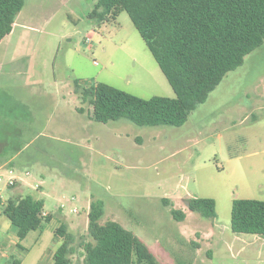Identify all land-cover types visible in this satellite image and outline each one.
<instances>
[{
  "label": "rangeland",
  "instance_id": "1",
  "mask_svg": "<svg viewBox=\"0 0 264 264\" xmlns=\"http://www.w3.org/2000/svg\"><path fill=\"white\" fill-rule=\"evenodd\" d=\"M97 1L26 0L0 43V142L16 163V174L0 164V187L6 199H44L51 215L20 240L0 211L10 264H50L61 225L75 237L77 264L96 199L105 204L100 222L133 231L159 264H264V237L231 228L234 199L264 200V43L181 126L97 122L77 86L176 96L126 11L94 26L88 14ZM191 197L215 199L217 216L191 211ZM173 207L186 219L177 221Z\"/></svg>",
  "mask_w": 264,
  "mask_h": 264
},
{
  "label": "trees",
  "instance_id": "2",
  "mask_svg": "<svg viewBox=\"0 0 264 264\" xmlns=\"http://www.w3.org/2000/svg\"><path fill=\"white\" fill-rule=\"evenodd\" d=\"M26 0H0V43L14 28ZM126 11L161 67L176 96L142 98L98 83L77 92L92 105V119L108 123L126 118L139 126H181L228 72L264 43V0H98L88 18L96 28ZM75 22L73 16L69 15ZM0 142V164L15 169L14 156L5 157ZM18 147L17 151H20ZM188 208L204 218L217 216L215 199L191 197ZM1 211L16 229L20 240L51 220L45 215L44 199L32 194L9 197ZM177 221L186 219L173 207ZM105 204L91 201L88 239L80 244L82 259L77 264H159L155 254L133 231L116 220L101 223ZM231 228L237 234L264 237V200L234 199ZM64 240L55 250L53 264H73L75 237L66 225L55 232ZM13 264H21L14 258Z\"/></svg>",
  "mask_w": 264,
  "mask_h": 264
},
{
  "label": "crops",
  "instance_id": "3",
  "mask_svg": "<svg viewBox=\"0 0 264 264\" xmlns=\"http://www.w3.org/2000/svg\"><path fill=\"white\" fill-rule=\"evenodd\" d=\"M16 26V22H15V24H14V27ZM13 30H14V28H13ZM80 112L82 113L83 111H82V108L80 109ZM89 119L90 120H93L92 119V113H90L89 114ZM90 204H91V202L89 201V210H90ZM63 207L61 206V207H59L58 209L59 210H61ZM73 211L74 212H78V210L77 209H73ZM45 213H49V212H47V211H45ZM89 213V212H88ZM57 235V234H56ZM253 235H255V234H253ZM57 236H59V235H57ZM255 236H259V235H255ZM263 237V236H262ZM4 238H6V237H4V236H0V261H2L3 263H5L6 262V264H10L11 262H10V259H9V257H12L13 256V254L9 251V248H8V246H1V243H2V241L4 240ZM60 239H62L61 240V242L58 244V246L62 243V241L64 240V238L60 235ZM260 245H263V244H260ZM259 245V246H260ZM58 246H55L54 248H53V253H52V261H51V263L50 264H53V255H54V252H55V250L58 248ZM48 250H50V249H47V251ZM46 253V252H45ZM45 253H44V255H43V258H45ZM21 262V261H20ZM2 264V263H1Z\"/></svg>",
  "mask_w": 264,
  "mask_h": 264
},
{
  "label": "built area",
  "instance_id": "4",
  "mask_svg": "<svg viewBox=\"0 0 264 264\" xmlns=\"http://www.w3.org/2000/svg\"><path fill=\"white\" fill-rule=\"evenodd\" d=\"M9 172L11 174H16V171L13 170V169H9ZM2 175H0V181L2 180ZM10 180L8 181V183H6L7 185H11V184H14V180L16 179L14 176L10 177L9 178ZM6 198L4 197V193H3V190L2 188L0 187V211H1V207L2 205L6 202ZM45 214V213H44Z\"/></svg>",
  "mask_w": 264,
  "mask_h": 264
}]
</instances>
